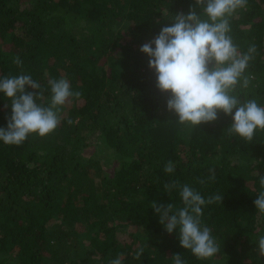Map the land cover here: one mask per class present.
<instances>
[{"label":"trees","instance_id":"trees-1","mask_svg":"<svg viewBox=\"0 0 264 264\" xmlns=\"http://www.w3.org/2000/svg\"><path fill=\"white\" fill-rule=\"evenodd\" d=\"M194 4L0 0V77L31 75L45 103L50 79L66 78L81 93L61 107L50 134H30L20 145L0 141V264H109L119 254L122 264H173L176 253L186 264H264L256 243L264 214L254 204L264 130L252 141L231 136L232 117L222 111L215 122L179 124L140 51ZM229 23L242 53L256 46L245 72L250 83L237 94L264 106V0H248ZM10 116L11 101L0 92V127ZM171 181L206 200L223 194L202 206V224L220 246L212 258L183 248L178 230L169 234L151 207H183L178 189L164 190Z\"/></svg>","mask_w":264,"mask_h":264},{"label":"clouds","instance_id":"clouds-1","mask_svg":"<svg viewBox=\"0 0 264 264\" xmlns=\"http://www.w3.org/2000/svg\"><path fill=\"white\" fill-rule=\"evenodd\" d=\"M247 3L248 0H195L187 14L173 15L170 26L162 27L154 39L141 46L140 51L149 57L148 66L155 74L156 87L167 96V109L175 113L179 124L195 127L215 122L222 111L232 117L233 122L226 128L231 136L252 141L257 129L264 130V106L255 99L242 100L237 94L238 86L246 88L250 83L245 72L256 46L250 45L242 53L229 35L230 17ZM13 62L22 63L19 57ZM48 85L50 102L45 103L42 86L31 75L0 77V92L11 101V116L6 128L0 127V141L20 145L30 134L43 137L58 127L61 107L81 93L73 91L63 77L50 79ZM26 86L39 91H26ZM164 171L168 174L175 171L171 160ZM259 185L261 190L254 204L258 213L264 214V175L260 176ZM172 189H178L183 207L153 201L151 207L159 222L169 234L178 230L180 245L198 259L212 258L220 246L212 230L202 224V206L222 202L223 194L211 195L206 200L188 184L166 182L164 190L170 193ZM256 243L259 255L264 256V235ZM142 255L143 249L135 253L137 259ZM122 256L119 254L109 264H122ZM172 260L173 264H186L179 253Z\"/></svg>","mask_w":264,"mask_h":264}]
</instances>
